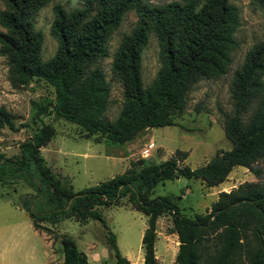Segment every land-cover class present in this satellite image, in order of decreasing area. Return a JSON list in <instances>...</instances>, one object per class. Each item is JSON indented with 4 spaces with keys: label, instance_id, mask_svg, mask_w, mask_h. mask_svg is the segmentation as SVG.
<instances>
[{
    "label": "trees",
    "instance_id": "obj_1",
    "mask_svg": "<svg viewBox=\"0 0 264 264\" xmlns=\"http://www.w3.org/2000/svg\"><path fill=\"white\" fill-rule=\"evenodd\" d=\"M50 0H0V55L15 84L41 79L54 90L52 112L78 125L88 136L109 145H122L148 127L175 125L185 109L186 95L199 80L226 73L237 47L233 33L239 24L237 8L229 0H182L154 5L144 0H79L80 6H52L50 33L54 54L42 60V34L34 14ZM264 3V0H262ZM134 10L137 19L113 54L110 71L122 86V105L111 120L106 109L109 82L99 65L108 55V39L123 15ZM152 33L158 45L159 67L151 83L143 86L140 55ZM264 39L251 46L232 73L231 113L222 129L231 147L216 152L205 164L189 168L181 161L186 152L158 163L131 160L123 172L92 186L73 190L68 178L56 175L40 154L54 129L41 123L18 146L16 157L0 155V185L23 183L31 192L19 205L34 229L41 222L55 225L64 219L97 220L106 232V245L114 264H129L117 248L115 235L101 209L126 197L130 206L146 216L140 237L142 264H159L155 257L156 220L169 213L168 233L177 237L174 264H264V183L245 181L217 192L209 210L180 214V197H150L166 180L197 179L204 186L224 181L234 166L258 176L264 159ZM40 110V108H39ZM42 110V109H41ZM39 112H42V111ZM15 130L10 113L0 106V127ZM41 226V227H40ZM57 240L62 264H88L75 242L61 234Z\"/></svg>",
    "mask_w": 264,
    "mask_h": 264
},
{
    "label": "rangeland",
    "instance_id": "obj_2",
    "mask_svg": "<svg viewBox=\"0 0 264 264\" xmlns=\"http://www.w3.org/2000/svg\"><path fill=\"white\" fill-rule=\"evenodd\" d=\"M144 1L161 5L182 0ZM229 1L238 10L239 24L233 33L237 47L231 52L226 73L217 78L199 80L190 87L184 112L175 119V125L145 128L122 145H109L102 139L96 141L94 136H88L78 125L56 116L52 112L53 88L41 79H32L22 85L13 83L8 76L6 58L0 55V106L10 113L15 129L0 127V155L4 158L16 157L19 144L29 138L41 123L50 125L54 134L47 144L40 147V154L56 175L68 178L73 190H78L123 172L129 162L137 158L158 163L174 155L177 150L186 152L181 161L183 165L196 168L205 164L216 152L228 150L231 144L224 136L222 124L224 117L231 113L229 88L232 73L240 66L251 46L264 39L263 1ZM55 4L71 9L80 6V1L50 0L34 14V27L42 34V60L50 58L56 49V40L50 33L52 6ZM136 19L137 13L133 9L123 15L119 26L108 39V55L99 62L105 80L109 82L107 105L103 113L109 120L118 114L122 105V86L110 71L112 57L121 37L130 31ZM158 67V45L150 32L140 55V77L144 87L151 83ZM39 108L42 112H39ZM150 143L152 146L143 157L141 152ZM256 166L258 176L242 166H234L224 181L211 187L204 186L197 179L166 180L153 188L150 197L179 196L176 203L180 214L191 216L193 213H204L216 199L217 192L228 191L245 181L264 183V159ZM30 192L20 182L0 185V264H46V261L47 264H62L57 240L52 242L54 237L61 234L71 238L76 247L85 253L88 264H114L113 255L106 245V232L97 220L80 222L69 218L52 226L46 222L40 223L49 230L34 229L31 219L19 205V197ZM101 212L108 229L115 235L119 253L129 264H142L140 237L146 216L134 210L126 197L120 198L115 205L102 208ZM170 226L169 213L157 218L154 250L159 264H174L177 237L174 233H168ZM40 237L50 245L48 260L49 247ZM240 264L246 262L241 260Z\"/></svg>",
    "mask_w": 264,
    "mask_h": 264
},
{
    "label": "built area",
    "instance_id": "obj_3",
    "mask_svg": "<svg viewBox=\"0 0 264 264\" xmlns=\"http://www.w3.org/2000/svg\"><path fill=\"white\" fill-rule=\"evenodd\" d=\"M152 144H148L146 148H144L141 152V155L145 157L147 155L148 149L151 148Z\"/></svg>",
    "mask_w": 264,
    "mask_h": 264
},
{
    "label": "crops",
    "instance_id": "obj_4",
    "mask_svg": "<svg viewBox=\"0 0 264 264\" xmlns=\"http://www.w3.org/2000/svg\"><path fill=\"white\" fill-rule=\"evenodd\" d=\"M34 230V229H33ZM38 234V233H37ZM40 236V235H39ZM41 238V237H40ZM42 239V238H41ZM42 241L45 243V245H47L48 247H49V254H48V256L46 257V260H48V258H49V255H51L50 253H51V251H50V245H49V243L47 242V241H44L43 239H42ZM46 264H47V261H46Z\"/></svg>",
    "mask_w": 264,
    "mask_h": 264
}]
</instances>
